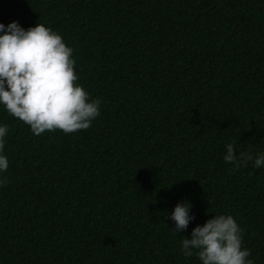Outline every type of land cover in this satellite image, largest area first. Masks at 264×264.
Here are the masks:
<instances>
[{"label":"trees","instance_id":"obj_1","mask_svg":"<svg viewBox=\"0 0 264 264\" xmlns=\"http://www.w3.org/2000/svg\"><path fill=\"white\" fill-rule=\"evenodd\" d=\"M12 21L62 36L100 115L35 135L0 104V264H202L181 241L221 214L264 264V167L224 160L264 153V0H0Z\"/></svg>","mask_w":264,"mask_h":264},{"label":"clouds","instance_id":"obj_2","mask_svg":"<svg viewBox=\"0 0 264 264\" xmlns=\"http://www.w3.org/2000/svg\"><path fill=\"white\" fill-rule=\"evenodd\" d=\"M0 104L8 113L29 125L35 135L61 130L73 133L87 130L100 115V100L89 101V94L77 85L78 79L68 47L58 33L37 23L27 29L17 21L7 26L0 23ZM7 126H0V152L4 148ZM224 160L236 169L264 167V153L258 156L227 144ZM8 160L0 154V172L6 171ZM6 181H0V184ZM192 205L178 202L171 212L176 233L187 230ZM242 229L231 215H213L203 225H196L191 236L181 241L186 257L194 254L202 264H252L250 250L242 249Z\"/></svg>","mask_w":264,"mask_h":264}]
</instances>
